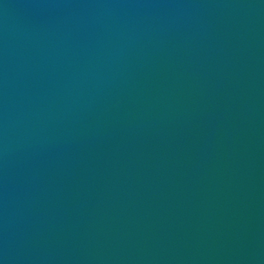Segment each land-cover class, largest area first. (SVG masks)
<instances>
[{
    "label": "water",
    "instance_id": "1",
    "mask_svg": "<svg viewBox=\"0 0 264 264\" xmlns=\"http://www.w3.org/2000/svg\"><path fill=\"white\" fill-rule=\"evenodd\" d=\"M0 264H264V0H0Z\"/></svg>",
    "mask_w": 264,
    "mask_h": 264
}]
</instances>
